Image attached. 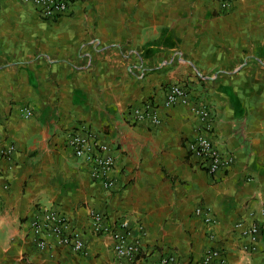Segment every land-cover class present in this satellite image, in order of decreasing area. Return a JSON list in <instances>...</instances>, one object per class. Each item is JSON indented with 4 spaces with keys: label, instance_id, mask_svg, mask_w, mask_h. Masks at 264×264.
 Wrapping results in <instances>:
<instances>
[{
    "label": "crops",
    "instance_id": "1",
    "mask_svg": "<svg viewBox=\"0 0 264 264\" xmlns=\"http://www.w3.org/2000/svg\"><path fill=\"white\" fill-rule=\"evenodd\" d=\"M171 85L188 101L165 105ZM197 101L211 113L204 135L233 159L214 175L187 151ZM146 104L156 123L133 119ZM72 133L108 145L109 190L73 155ZM7 145L0 264H193L209 249L220 264H264V0H74L53 21L0 0V150ZM42 209L78 231L84 254L51 234L36 247L29 226ZM91 211L110 230L127 223L140 246L133 261L115 256L109 234L91 232ZM251 224L258 240L244 249Z\"/></svg>",
    "mask_w": 264,
    "mask_h": 264
},
{
    "label": "built area",
    "instance_id": "2",
    "mask_svg": "<svg viewBox=\"0 0 264 264\" xmlns=\"http://www.w3.org/2000/svg\"><path fill=\"white\" fill-rule=\"evenodd\" d=\"M34 7L36 13L42 20L53 21L69 13V8L74 0H21ZM227 3L222 2L220 7H226ZM188 93L179 85H171L167 88L164 103L173 105L177 101H188ZM24 116H30V112L24 110ZM135 121L144 118L157 122L156 114L151 105H144L142 108L132 111ZM193 114L198 123L197 133L187 145V151L194 156L198 165L209 175H214L220 171L228 169L232 163V156L222 152L206 137L210 130L211 113L209 106L202 101L193 104ZM67 145L73 155L84 160L89 167V177L97 182L104 190H109L114 181L108 176L113 168V157L109 153L108 145L99 142L92 133L70 134ZM12 151L11 146H5L0 150V159H7ZM195 215L202 216L204 222H209L206 213L202 208L194 210ZM90 230L94 234H109L112 239V251L120 261L131 262L140 253V246L137 242L130 241V233L127 223L122 221L118 225V230H110L102 224V216L91 211L89 213ZM30 233L35 239L36 247L42 249L45 246L44 235L51 234L56 237V243L67 248L74 254H84V244L80 234L72 228L69 222L62 216L51 210L42 209L40 215L34 217L30 223ZM244 234L248 237L249 244L244 247L251 249L258 240V230L254 224L244 228ZM220 255L217 251L209 249L193 264H220ZM173 256H164L153 264H175Z\"/></svg>",
    "mask_w": 264,
    "mask_h": 264
}]
</instances>
